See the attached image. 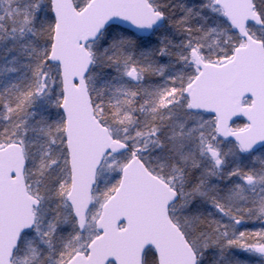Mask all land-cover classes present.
Masks as SVG:
<instances>
[{
	"label": "snow or ice",
	"instance_id": "1",
	"mask_svg": "<svg viewBox=\"0 0 264 264\" xmlns=\"http://www.w3.org/2000/svg\"><path fill=\"white\" fill-rule=\"evenodd\" d=\"M0 264H264V0H0Z\"/></svg>",
	"mask_w": 264,
	"mask_h": 264
}]
</instances>
